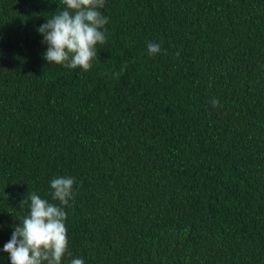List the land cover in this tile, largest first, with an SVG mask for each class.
Listing matches in <instances>:
<instances>
[{"label":"trees","instance_id":"16d2710c","mask_svg":"<svg viewBox=\"0 0 264 264\" xmlns=\"http://www.w3.org/2000/svg\"><path fill=\"white\" fill-rule=\"evenodd\" d=\"M63 8L0 0V264L55 177L61 264H264V0H104L88 71L43 58Z\"/></svg>","mask_w":264,"mask_h":264},{"label":"clouds","instance_id":"9594fccd","mask_svg":"<svg viewBox=\"0 0 264 264\" xmlns=\"http://www.w3.org/2000/svg\"><path fill=\"white\" fill-rule=\"evenodd\" d=\"M64 8L55 12L38 28L47 50L43 55L47 64L55 63L70 69L88 71L97 55L96 45L104 44L105 25L108 20L99 11L104 0H61ZM149 55L160 51V45L149 43ZM212 106H219L217 99ZM74 180L70 177H55L50 181L52 201L42 199L33 192L20 205L30 200L29 212L15 227L3 251L9 254L10 264H61L68 250V237L63 206L72 198ZM71 255V253H68ZM70 264H84L74 258Z\"/></svg>","mask_w":264,"mask_h":264}]
</instances>
